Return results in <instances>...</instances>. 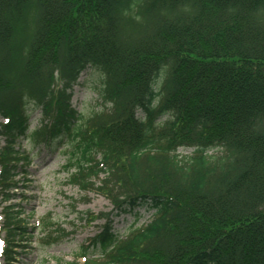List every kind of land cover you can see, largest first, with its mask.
<instances>
[{"label":"trees","instance_id":"16d2710c","mask_svg":"<svg viewBox=\"0 0 264 264\" xmlns=\"http://www.w3.org/2000/svg\"><path fill=\"white\" fill-rule=\"evenodd\" d=\"M89 68L102 108L85 115ZM0 115L5 264L31 235L8 203L22 139L65 150L69 183L112 205L65 264H264V0H0ZM141 205L152 219L120 236L115 215Z\"/></svg>","mask_w":264,"mask_h":264},{"label":"rangeland","instance_id":"374dc122","mask_svg":"<svg viewBox=\"0 0 264 264\" xmlns=\"http://www.w3.org/2000/svg\"><path fill=\"white\" fill-rule=\"evenodd\" d=\"M101 75L93 68L84 71L74 88L73 106L85 115L102 108L99 87ZM37 109L31 116V128L40 118ZM3 120L0 115V122ZM0 145L4 139L0 137ZM21 149L29 153L28 162H20L17 176L19 187L13 190L14 197L8 203H18L29 228L30 236L20 240L17 260L13 264H65L75 259L83 244H87L103 228L106 220H91L92 214L108 212L112 209L110 201L97 192H83L77 185L69 183L74 167L68 166V156L62 148L34 145L27 139L20 140ZM18 147V145H17ZM54 149V148H53ZM69 149V148H67ZM189 153L192 149H180ZM1 201V197H0ZM4 205L5 202H2ZM154 215V209L147 205L137 206L133 210H123L115 215L114 229L125 236L134 226L148 223ZM50 216L65 235L51 245L39 244L43 219ZM3 224L2 206H0V227ZM59 233V234H60ZM5 232L0 228V254L5 245ZM62 261V262H61ZM0 264H5L0 258Z\"/></svg>","mask_w":264,"mask_h":264}]
</instances>
